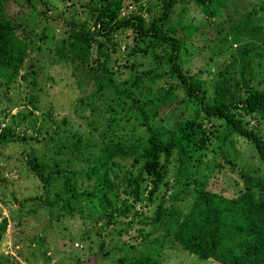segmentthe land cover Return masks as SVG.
Returning <instances> with one entry per match:
<instances>
[{"label":"trees","instance_id":"16d2710c","mask_svg":"<svg viewBox=\"0 0 264 264\" xmlns=\"http://www.w3.org/2000/svg\"><path fill=\"white\" fill-rule=\"evenodd\" d=\"M27 2L43 18L56 16L53 0ZM191 2L211 18L227 0H161L160 12L150 19L123 0H86V17L67 19L62 38L63 63L80 66L72 71L83 92L72 114L53 119L42 140L32 136L41 151H23L43 189L27 197L33 211L45 209L57 219L79 214L86 221L85 239L107 229L111 241L99 245L103 256L115 251L117 264H165L166 247L172 246L217 264H264V128L249 122L264 123V87L253 84L250 66V54L260 53L257 41L264 34L250 17L230 25L222 40L249 39L208 92L184 65L187 53L197 49L190 37L202 21L176 10ZM12 3L22 4L0 0V86L6 88L36 41L34 25L9 13ZM258 9L264 13V0ZM117 33L128 37L120 54ZM138 55L146 60H137ZM28 67L36 83L38 69L33 62ZM181 97L190 103L183 115L168 125L158 120L160 107ZM27 102L38 109L36 94ZM70 117L82 118L83 124ZM10 130L0 128L1 146L26 139ZM243 141L259 164H238L236 146ZM220 157L240 172L241 185L232 192L207 187L213 168L224 166ZM0 178L5 180L1 173ZM57 181L62 187L52 196ZM6 223V217L0 219V242ZM31 240L45 255L43 237ZM22 259L29 260L19 247L15 253L0 252V264H23Z\"/></svg>","mask_w":264,"mask_h":264},{"label":"rangeland","instance_id":"374dc122","mask_svg":"<svg viewBox=\"0 0 264 264\" xmlns=\"http://www.w3.org/2000/svg\"><path fill=\"white\" fill-rule=\"evenodd\" d=\"M20 1L22 4H10L9 13L18 15L24 22L34 25L36 41L15 81L8 88L0 86V128L8 125L12 134L26 138L0 145V173L5 178V180L0 178V219L7 218L0 242V252L15 253L19 247L29 258V262L22 259L23 264H117L114 260L115 251L103 256V248L99 245L100 242H103L105 247L109 245L111 240L107 229L102 230L99 235L91 232L85 239L81 235V230L85 228L86 221L79 214L63 215L58 219L54 214L50 217L45 209L38 208L37 211H33L35 204L27 199L41 193L43 189L39 179L27 167L23 151L32 147L36 151H41L42 145L32 136L36 135L42 140L47 134L46 128L53 123V119L54 122H58L63 116L72 114L75 99L83 92L72 71L74 67L79 69L80 66L72 61L68 64L63 63L66 56H62L65 52V47L62 49V38L66 35L67 19L75 17L82 21L86 17V0H53L56 4L53 9L56 16L47 19L36 14L34 8L31 10L27 0ZM32 1L38 5V0ZM261 1L227 0L221 12L211 18L203 16L201 10L192 2L186 5L179 3L176 11L187 19L192 17L195 22L202 21V24H199L201 27L190 37V41L197 49L193 51L194 53H187L184 65L207 86L208 92L213 91L215 80L231 56L236 54L238 46L249 39L232 40V43L222 40L221 36L230 29V25L250 17L253 21L259 22L264 34V13L258 9ZM123 4L141 11L147 19L161 10V0H123ZM255 9L256 12H253ZM39 35L42 36L41 39ZM124 39L128 40L124 33L115 35V40H118L121 46L119 54L121 50L125 52L122 44ZM257 44L260 53L252 50L250 54L252 82L258 88H263L264 39L261 43L257 41ZM136 59L146 60L140 55ZM29 62H33V67L38 69L35 74L36 83L31 80ZM22 73L26 77L21 76ZM120 74L123 75L125 72L122 71ZM31 93L37 95L38 109L32 108L27 102ZM189 104V101H184L181 97L162 105L158 120L166 125L173 123L176 118L183 115V110L185 107L188 108L186 105ZM30 109L33 111L29 114L27 112ZM24 113L27 115H23ZM49 114L51 119L47 118ZM245 118L249 119V116ZM69 119L75 125L83 124L82 118ZM249 122L264 128L261 120L254 121L250 118ZM39 127L41 132L38 131ZM236 149L238 156L235 159L239 161L238 164L244 161L250 165L259 164L254 149L246 142L238 143ZM219 160L224 166L220 169L218 166L213 168L206 179L207 187L232 192L241 185L240 172L238 169H231L221 157ZM176 176L174 172L170 182H174ZM60 187H62L60 181L52 185V196ZM173 189L172 186L170 191ZM183 197L184 193L181 192V198ZM147 207L145 206V209ZM87 228L91 229L92 224L90 223ZM153 235H159V231L155 230ZM35 236L43 237L45 255L39 252L38 242L31 240ZM165 253V264H217L196 255H187L185 251L176 250L175 246L166 247Z\"/></svg>","mask_w":264,"mask_h":264}]
</instances>
